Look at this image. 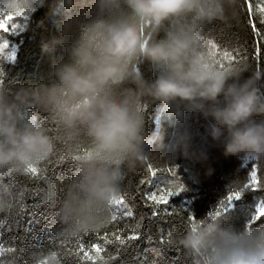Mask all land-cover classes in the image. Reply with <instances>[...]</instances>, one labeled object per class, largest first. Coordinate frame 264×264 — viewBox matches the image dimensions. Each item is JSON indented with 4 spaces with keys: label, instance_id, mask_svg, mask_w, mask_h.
I'll return each instance as SVG.
<instances>
[{
    "label": "clouds",
    "instance_id": "9594fccd",
    "mask_svg": "<svg viewBox=\"0 0 264 264\" xmlns=\"http://www.w3.org/2000/svg\"><path fill=\"white\" fill-rule=\"evenodd\" d=\"M238 2L59 0L66 15L43 50L60 46L63 56L53 63L49 82L0 85V214L15 220L28 192L4 179L25 177L59 145L66 153L88 151L71 161L72 177L50 214L58 239L102 227L126 178L149 163L176 166L177 149L194 183L201 182L197 164L211 178L215 169L207 153L190 150V114L211 122L209 135L224 159L264 163V71L211 54L212 26L229 25ZM48 5L0 0V17L14 16L25 33ZM154 111L172 117L178 129L170 148H153L147 123ZM173 243L187 264H264V227H248L243 216L238 225L200 219ZM25 255L26 264H61L53 249Z\"/></svg>",
    "mask_w": 264,
    "mask_h": 264
},
{
    "label": "trees",
    "instance_id": "16d2710c",
    "mask_svg": "<svg viewBox=\"0 0 264 264\" xmlns=\"http://www.w3.org/2000/svg\"><path fill=\"white\" fill-rule=\"evenodd\" d=\"M249 2L253 7L251 13L248 11ZM256 3L257 0H239L235 18L231 23L227 26L213 25L209 36L224 49L239 51L238 63H244L252 70L264 71V30H261L264 26L259 23L261 16L256 12ZM65 15L59 0H49V5L34 15L30 30L21 33L15 39L18 45L15 62H6L0 58V70H2L0 85L11 88L17 84L49 82L52 65L63 56V49L56 46L53 51L45 52L43 46L49 43L53 37L58 36L57 26L63 21ZM253 24L256 25V29H253ZM148 75L152 74L149 72ZM210 126L211 122L205 121L199 114H190L187 117L190 150L207 153L208 163L215 169L211 178H204V166L197 164L196 168L201 173V182L194 183L184 171L186 162L182 150L177 149L175 152L176 166L163 162L149 163L126 178L121 198H124L126 205L132 208L133 218L120 216L117 221L113 222L111 220L112 213L103 221L102 227L75 239L64 240L54 237L50 231V214L55 210L56 202L63 196L64 187L72 177L74 169L69 157L85 154L87 149H81L79 153H66L63 146L59 145L54 155L36 165L38 178L32 177L30 174H25L23 178L6 177L3 181L5 184L26 185L28 192L26 200L22 202L23 208H21L20 215L16 216L15 220L9 218L10 214H0L8 221V225L4 229H0V245L13 248L12 253L0 256V262L14 258L15 264H26L25 254L28 250L47 251L53 249L60 254H65L59 257L61 264H78L77 260L68 255L77 250L78 243H83L86 247L90 246L93 241L103 243L99 237L104 236L110 241V243L104 244L106 251L101 254L107 264H121L122 261L123 264H187L183 258L182 250L173 243V238L181 234L188 226L187 216L206 219L207 214L217 205L222 193L226 192L229 187H236L251 164H242L235 158L224 159L211 140ZM53 130L55 131V129ZM147 131L149 136L156 141L153 148L158 143H163L166 148H170L175 143L178 129L174 125L172 117L154 111L148 120ZM252 165L256 166L264 176V163ZM170 167H175L179 181L185 187L179 196L172 198L171 215L167 212H160L158 217L145 221L146 227L141 228L142 238L134 242L135 246L127 252L121 250L119 258L109 260V251L114 252L116 246L124 239L121 234L126 236L128 230L134 226L140 216L152 211L145 205L143 198L150 191H156L154 184L159 183V180L151 175L149 169ZM161 178L164 177L161 176ZM262 195L264 192L247 196L241 202V207L248 205L256 196ZM118 207L123 211L124 206ZM117 215L119 216V213ZM241 217V211L237 209L222 218H227L230 223L238 225L241 222ZM253 227H264V222H258ZM117 237L120 239L118 240ZM161 240L165 242L161 243ZM79 264H91V262L80 261ZM97 264H103V262L98 261Z\"/></svg>",
    "mask_w": 264,
    "mask_h": 264
},
{
    "label": "snow or ice",
    "instance_id": "6c2138e0",
    "mask_svg": "<svg viewBox=\"0 0 264 264\" xmlns=\"http://www.w3.org/2000/svg\"><path fill=\"white\" fill-rule=\"evenodd\" d=\"M248 11L251 13L253 11L252 3H248ZM256 12L261 16L259 21L261 26H264V0H257ZM26 19V18H25ZM15 17L12 15L0 17V33H6L7 36L0 35V51L4 52L7 50V56L5 59L9 62H14L16 48L12 45V38L19 36L23 29L17 23H14ZM253 29H256V25H252ZM261 30H264L262 27ZM213 51L212 55L214 57H219L222 61L234 64L239 62L240 53L235 49H224L222 45L218 42H213L211 45ZM224 64L221 63V67ZM2 74V70H0ZM81 157L79 155H74L69 157V161L78 160ZM151 175L159 180V183L154 184L156 191H150L149 194L144 197L145 205L152 209L150 213H145L140 216L134 226L128 230V234L124 236V239L116 246L115 251H109V260H114L121 256V250L127 252L129 249L135 246L134 242L139 241L142 238L141 228L146 227L145 221H150L160 215V212H167L169 215L172 213L173 208V197L179 196L182 191L185 190L184 184L179 181V176L175 167H170L167 169L157 168L155 170L149 169ZM26 174H30L32 177L38 178L37 167H30ZM163 176L164 178H161ZM171 177L173 179H168ZM264 192V176L261 175L260 170L250 164L246 170L245 176L239 181L236 187H229V189L222 193L221 198L218 200L217 205L213 208L211 212L207 214L206 219L217 220L228 214L233 213L235 210L239 209L242 216L246 219L248 227H253V225L258 222H264V195L256 196L248 205L241 207V202L245 198L253 193ZM150 202V203H149ZM117 206H124L123 211L120 207L113 210L111 220L113 222L117 221L120 216L124 218H133L134 212L132 208L126 205L124 198H120L116 202ZM161 206H164L163 208ZM20 208H23V203L21 202ZM119 213V216L117 215ZM198 220L197 216H187L188 225H194ZM8 225V221L0 215V229H4ZM171 236V233H169ZM119 240L120 238L117 237ZM99 243L93 241L90 246H85L83 243H78L77 250L75 252L69 253L73 259L77 260L78 264L80 261L91 262V264H97L98 261H102L103 264H107L104 261V257L101 255L106 251L104 244L110 243L106 237L100 236ZM164 243V240L160 241ZM13 252L11 246L4 247L0 245V256L10 254ZM82 254V255H81ZM61 256L65 254L61 253ZM123 264V261L121 262Z\"/></svg>",
    "mask_w": 264,
    "mask_h": 264
},
{
    "label": "rangeland",
    "instance_id": "374dc122",
    "mask_svg": "<svg viewBox=\"0 0 264 264\" xmlns=\"http://www.w3.org/2000/svg\"><path fill=\"white\" fill-rule=\"evenodd\" d=\"M14 23H15V20L13 21ZM1 35V34H0ZM3 36H7L8 34H6V33H3L2 34ZM18 37V36H17ZM13 40H12V45L13 46H15V48H16V52H15V57H16V54H17V50H18V45L16 44V41H15V39H16V37H14V38H12ZM7 50H5L4 52H0V58L1 59H3V60H5L6 62H9V61H7L6 59H5V57L7 56ZM16 60V59H15ZM15 62V61H14ZM115 207H118L117 205L115 206Z\"/></svg>",
    "mask_w": 264,
    "mask_h": 264
}]
</instances>
